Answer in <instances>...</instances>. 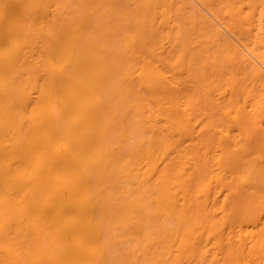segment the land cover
I'll return each instance as SVG.
<instances>
[{
	"label": "bare ground",
	"instance_id": "bare-ground-1",
	"mask_svg": "<svg viewBox=\"0 0 264 264\" xmlns=\"http://www.w3.org/2000/svg\"><path fill=\"white\" fill-rule=\"evenodd\" d=\"M0 264H264V0H0Z\"/></svg>",
	"mask_w": 264,
	"mask_h": 264
}]
</instances>
